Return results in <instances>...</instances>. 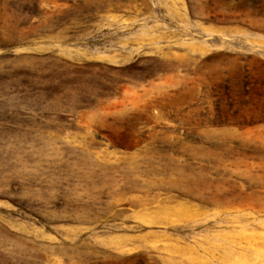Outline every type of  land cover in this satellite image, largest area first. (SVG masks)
Segmentation results:
<instances>
[{
    "label": "rangeland",
    "instance_id": "obj_1",
    "mask_svg": "<svg viewBox=\"0 0 264 264\" xmlns=\"http://www.w3.org/2000/svg\"><path fill=\"white\" fill-rule=\"evenodd\" d=\"M0 264H264V0H0Z\"/></svg>",
    "mask_w": 264,
    "mask_h": 264
}]
</instances>
